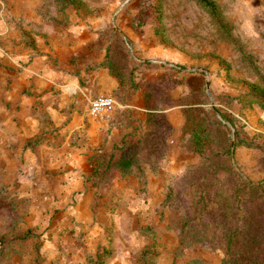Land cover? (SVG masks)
I'll return each instance as SVG.
<instances>
[{
	"label": "rangeland",
	"instance_id": "obj_1",
	"mask_svg": "<svg viewBox=\"0 0 264 264\" xmlns=\"http://www.w3.org/2000/svg\"><path fill=\"white\" fill-rule=\"evenodd\" d=\"M15 1L0 0V47ZM25 1L55 38L107 41L104 63L150 100L153 124L137 131L126 93L112 96L134 134L101 162L46 169L38 221L3 201L0 264H264V0H211L215 13L196 0ZM35 31L37 53L52 38Z\"/></svg>",
	"mask_w": 264,
	"mask_h": 264
},
{
	"label": "crops",
	"instance_id": "obj_2",
	"mask_svg": "<svg viewBox=\"0 0 264 264\" xmlns=\"http://www.w3.org/2000/svg\"><path fill=\"white\" fill-rule=\"evenodd\" d=\"M33 4L25 0L11 4V27L6 28L4 35L7 44L0 47V185L7 187L0 191V204L24 201L29 223L38 221L46 209L43 201L47 193L41 187L47 182L46 169L59 171L64 167L73 171L86 167L89 162H98L97 156L111 153L124 137L127 140L134 134L130 119L124 117L126 113L90 117L92 99L100 95L117 97L125 92L123 107L131 114L137 131L144 134L153 124L150 100L140 91L130 90V85H121L104 63L108 42L62 35L55 38L56 33L59 36L62 32L35 17ZM14 23L21 24V31ZM30 28L52 38L50 46L41 47L36 53L27 43ZM132 41L137 51V39ZM63 59L74 65L63 66ZM43 118L53 121L58 137L45 138L46 128L40 122ZM63 121L67 122L65 131L61 129ZM39 138L41 143L25 148ZM2 210L4 207L0 206Z\"/></svg>",
	"mask_w": 264,
	"mask_h": 264
},
{
	"label": "trees",
	"instance_id": "obj_3",
	"mask_svg": "<svg viewBox=\"0 0 264 264\" xmlns=\"http://www.w3.org/2000/svg\"><path fill=\"white\" fill-rule=\"evenodd\" d=\"M196 1L199 4H201L204 8L208 9L209 11H211L213 13H215L217 10L215 3L211 0H196ZM257 101H259L257 104L264 110V99L260 98ZM206 133L208 134V131H206V129L204 130V127H202V129L193 130L191 132V142H192V144L194 146V150L196 152H199V153L202 152V150H203L202 149V146H203L202 140H203V137L205 135H207ZM228 150H229V148H228ZM126 163H127V160L124 159L123 168L126 166ZM219 166H221V165H219ZM126 173H124V174H126ZM190 264H203V263L201 261L195 260V261H191ZM226 264H231L230 260Z\"/></svg>",
	"mask_w": 264,
	"mask_h": 264
},
{
	"label": "built area",
	"instance_id": "obj_4",
	"mask_svg": "<svg viewBox=\"0 0 264 264\" xmlns=\"http://www.w3.org/2000/svg\"><path fill=\"white\" fill-rule=\"evenodd\" d=\"M115 105L113 97L100 95L90 101L88 112L91 117L99 119L112 113Z\"/></svg>",
	"mask_w": 264,
	"mask_h": 264
}]
</instances>
